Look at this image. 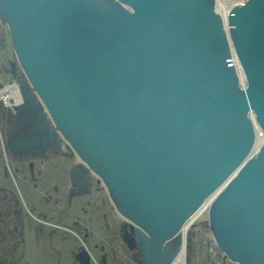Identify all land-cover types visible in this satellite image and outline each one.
Returning a JSON list of instances; mask_svg holds the SVG:
<instances>
[{"label":"water","instance_id":"95a60500","mask_svg":"<svg viewBox=\"0 0 264 264\" xmlns=\"http://www.w3.org/2000/svg\"><path fill=\"white\" fill-rule=\"evenodd\" d=\"M0 0L15 54L64 139L137 227L150 264L264 132V0ZM235 53L246 80L240 85ZM252 114L254 115L253 118ZM221 249L264 264V146L213 200Z\"/></svg>","mask_w":264,"mask_h":264},{"label":"flooded vegetation","instance_id":"af4514ba","mask_svg":"<svg viewBox=\"0 0 264 264\" xmlns=\"http://www.w3.org/2000/svg\"><path fill=\"white\" fill-rule=\"evenodd\" d=\"M14 56L0 22V89L13 86L21 99L13 108L0 103V264H146L138 237L98 177L83 171L88 185H78L77 159L38 109L42 102ZM39 121L46 123L40 131ZM204 216L187 232L190 264H238L215 241Z\"/></svg>","mask_w":264,"mask_h":264},{"label":"bare ground","instance_id":"6f19581e","mask_svg":"<svg viewBox=\"0 0 264 264\" xmlns=\"http://www.w3.org/2000/svg\"><path fill=\"white\" fill-rule=\"evenodd\" d=\"M247 0H214V4H213V9L217 11L218 16L226 30V32H229L230 27H232L231 24H229V20H228V13L230 12V10L238 5H244V3ZM3 45V44H2ZM15 57V56H14ZM7 58V57H6ZM9 60V59H8ZM3 62V61H2ZM232 62H233V66L234 69L237 73L238 76V80L240 81V85L246 87V80L244 77V73L243 70L241 68V65L238 61V59L235 56V53L232 52ZM6 63V62H5ZM3 67V66H2ZM9 69V68H8ZM2 73V72H1ZM3 75V74H2ZM12 75V74H11ZM10 75V77H11ZM8 81V80H7ZM9 82V81H8ZM19 84V83H18ZM35 94V93H34ZM24 99V98H23ZM28 99V98H27ZM41 100V98H39ZM38 99V100H39ZM37 100V101H38ZM19 101H21L20 99V94L19 92L17 93L16 88L15 87H9V86H5L2 89H0V103L2 104V106L7 107V108H13L14 106H17ZM24 105V104H23ZM43 107V105H42ZM39 107V110H43L44 113H46V118H47V122L50 121L52 123V125L54 126L55 129V135H57L58 137H60L62 140V142L66 145L67 150L70 152V155L72 157H78L77 159V164L78 167L76 166L73 170V173L75 175H79V181H80V187H82L84 185V182L86 183V180H83V176L87 174H94L96 177H98L101 185L103 186V188H106V191L109 193V195L111 196V192L110 190L107 188V186L105 185V183L103 182V180L95 173L92 172L91 173V168L89 166H87L86 163L83 162V160L76 154V152L72 149V147L67 144L66 140L64 139V137L62 136V133L60 132V130L56 127L53 119L51 118L50 114L48 113V111L43 107ZM9 110V109H8ZM7 110V111H8ZM16 110V109H14ZM3 111V110H2ZM10 111V110H9ZM15 112V111H14ZM29 112V111H28ZM19 113V112H18ZM3 115V114H2ZM1 115V117H2ZM32 115V114H31ZM252 116H254L252 114ZM41 117H43V115H41ZM23 118V116H22ZM45 118V117H44ZM15 119V118H14ZM37 119V118H36ZM10 120V119H9ZM26 120V119H25ZM18 121H22V120H18ZM38 121V120H37ZM30 123H32L31 121H29ZM36 122V121H35ZM255 125V128H258L256 123L254 121H252ZM46 123L44 122L43 125H45ZM9 125V124H8ZM7 125V126H8ZM23 125V124H22ZM40 121L37 124V129L40 131L41 128H43V126ZM51 125V124H50ZM5 126V125H4ZM6 126V127H7ZM11 126V125H10ZM46 126V125H45ZM2 127V126H1ZM9 127V126H8ZM22 127V126H21ZM49 127V126H47ZM46 128V127H45ZM51 128V127H50ZM8 130V129H7ZM0 131H2L0 129ZM16 132V131H15ZM20 132V131H19ZM47 132V131H46ZM256 132H260V129H257ZM255 132V134H256ZM8 134V133H7ZM54 134V132H53ZM49 135V134H48ZM10 136V135H9ZM6 137V136H5ZM4 138V137H3ZM21 138V137H20ZM37 138V137H36ZM49 138V137H48ZM52 138V137H51ZM5 139V138H4ZM2 139V141L4 140ZM50 140V139H49ZM6 141V140H5ZM55 141V140H53ZM35 143L33 144V147L35 148V150H39V146H37L36 141H34ZM52 142V141H51ZM54 143V142H53ZM8 144V143H7ZM10 144V143H9ZM14 144V143H13ZM56 144V143H54ZM12 146V145H11ZM264 146V133L261 136H256L254 139V144L252 146V149L250 151V154L248 155V157L246 158V160L248 161V159L252 158L253 156L257 155V153L260 152V150L262 149V147ZM5 147V146H4ZM13 147V146H12ZM42 147V146H41ZM50 148V147H49ZM56 149V148H55ZM9 152V151H8ZM55 152V151H54ZM6 153V152H5ZM38 154H41V152H36ZM7 154V153H6ZM42 155V154H41ZM24 156V155H23ZM22 156V157H23ZM26 156V154H25ZM24 156V157H25ZM38 156V155H37ZM40 156V155H39ZM7 157V156H6ZM21 157V158H22ZM29 157V156H27ZM246 160L236 169V171L234 172V174L232 173V176H230L223 185H221L214 193H212L209 197H207L204 202L202 203V205L199 207V209L182 225L181 229L179 231L176 232V234L172 235L171 237H169L168 239H166L164 242H168L170 244V249L171 251H173L174 249L177 248V252L174 254V256L172 257V259L169 261L168 264H189V257H190V253H191V249H190V243L188 244V236H187V232L189 227L196 222L200 217H202L205 213L210 211L211 205L213 200L220 194V192L228 185V183L234 178V176L242 169L244 163L246 162ZM81 168V170H80ZM86 173H84V172ZM93 171V170H92ZM73 174V175H74ZM77 177V176H76ZM74 179V178H73ZM78 181V179L76 180ZM84 181V182H83ZM74 184V183H73ZM116 206V205H114ZM116 210L118 211V209L116 208ZM119 215L124 219L126 225L132 230V231H137L136 229H138V227L131 221L129 220L127 217L123 216L122 213L120 211H118ZM212 229V228H211ZM213 232V229H212ZM191 233V232H190ZM137 236V234H136ZM213 236L214 232H213ZM216 239V237H215ZM217 241V240H216ZM218 243V242H217ZM195 245V244H194ZM126 247V246H125ZM114 249V248H113ZM129 250H127L128 252ZM130 252V251H129ZM114 254V252H113ZM128 254V253H127ZM134 257V256H133ZM139 258V257H138ZM135 261V260H134ZM146 264H150L149 262L145 261ZM229 262V261H228ZM238 263V262H237ZM240 264V263H238Z\"/></svg>","mask_w":264,"mask_h":264},{"label":"rangeland","instance_id":"374dc122","mask_svg":"<svg viewBox=\"0 0 264 264\" xmlns=\"http://www.w3.org/2000/svg\"><path fill=\"white\" fill-rule=\"evenodd\" d=\"M67 152H68V151H67ZM76 159H78V157H77ZM87 166H88V165H87ZM92 172H94V171L91 170V173H92ZM93 175H94V174H93ZM83 180H84V179H83ZM83 182H84V181H83ZM224 183H225V182H224ZM224 183H223V184H224ZM223 184H222V185H223ZM87 185H88V179L86 180V183L84 182V185H83L82 187H86ZM111 201H112V200H111ZM112 204H113V202H112ZM113 206H114V204H113ZM114 207H115V209H116V206H114ZM207 213H208V212H207ZM203 218L205 219L206 216L203 215V216L200 217L198 220L203 219ZM208 219H209V222H210V217H209V216H208ZM210 225H211V222H210ZM127 227H128V226H127ZM211 228H212V227H211ZM212 233H213V232H212ZM136 234H137V231H135L134 234H133V235L135 236V238L138 237V235L136 236ZM213 237H214V236H213ZM214 239H215V237H214ZM137 240H138V239H137ZM215 241H216V239H215ZM190 255H191V253H190ZM143 258H144V257H143ZM144 261H145V259H144ZM189 262H190V258H189ZM189 264H190V263H189Z\"/></svg>","mask_w":264,"mask_h":264}]
</instances>
